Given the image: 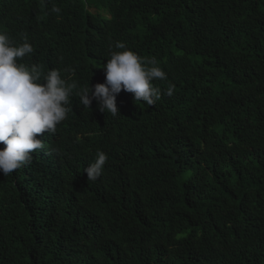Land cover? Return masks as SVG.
Wrapping results in <instances>:
<instances>
[{"label":"trees","instance_id":"16d2710c","mask_svg":"<svg viewBox=\"0 0 264 264\" xmlns=\"http://www.w3.org/2000/svg\"><path fill=\"white\" fill-rule=\"evenodd\" d=\"M0 29L80 87L114 51L167 73L116 117L74 94L47 151L0 173V264H264V0H0Z\"/></svg>","mask_w":264,"mask_h":264},{"label":"clouds","instance_id":"9594fccd","mask_svg":"<svg viewBox=\"0 0 264 264\" xmlns=\"http://www.w3.org/2000/svg\"><path fill=\"white\" fill-rule=\"evenodd\" d=\"M115 48L126 49V45L118 41ZM31 53L33 46L26 38L17 45L0 29V173L5 176L30 165L33 157L47 151L44 145L55 139L57 125L71 115L69 105L74 94L84 109H91L95 100L100 111L116 117L120 115L117 96L122 90L132 93L135 102L152 107L162 96L153 81L167 79L154 59L146 61L131 50L114 51L103 65L105 82L94 88L80 87L66 80L73 73L66 77L60 69L24 63ZM174 88L169 85L163 94L173 95ZM107 161V154L98 151L95 161L84 169L89 181L101 177Z\"/></svg>","mask_w":264,"mask_h":264},{"label":"rangeland","instance_id":"374dc122","mask_svg":"<svg viewBox=\"0 0 264 264\" xmlns=\"http://www.w3.org/2000/svg\"><path fill=\"white\" fill-rule=\"evenodd\" d=\"M92 10L97 11L96 7H94V6L92 7Z\"/></svg>","mask_w":264,"mask_h":264}]
</instances>
